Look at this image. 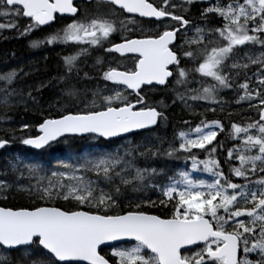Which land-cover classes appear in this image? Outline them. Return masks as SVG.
I'll list each match as a JSON object with an SVG mask.
<instances>
[{
  "label": "snow or ice",
  "instance_id": "1",
  "mask_svg": "<svg viewBox=\"0 0 264 264\" xmlns=\"http://www.w3.org/2000/svg\"><path fill=\"white\" fill-rule=\"evenodd\" d=\"M94 2L97 12L89 14L75 0H0V16L27 19L20 35L50 24L57 13L70 17L62 30L30 41L32 48L56 42L103 47L108 42L105 52L121 56L130 53L134 57L132 68L118 70L117 65L103 71V80L115 85L110 94L94 91L83 108L43 119L38 125L40 134L21 138L23 145L39 150L66 134H95L105 140L132 133L151 134L153 127L167 117L141 95L145 88H168L172 84L175 91L177 86H184L185 92L176 91L175 99L216 104V92L235 83L239 73L232 70L249 66L234 60L240 48L264 46V0H227L223 5L216 0L214 5L201 10V17L206 19L214 13L222 18L221 25L196 26L192 37L187 36L191 22L172 10L177 7L172 0H160L157 4L151 0ZM183 2L190 5L193 0ZM101 6L106 10L100 11ZM125 14L161 22L167 18L174 23L165 24L164 30L155 35L111 43L109 37L117 30L116 20L111 17ZM119 23L123 28L124 21ZM4 27L0 24V28ZM182 29L185 35L177 48L174 41ZM245 56L249 64L260 65L254 73L258 88L249 90L250 78L237 84L243 90L237 103L248 101L249 107L257 111L258 120L244 126L231 125L230 135L240 145L229 148L226 158L239 161L238 166L230 167L229 173L243 183L233 182L219 161L212 158L217 151L212 146L217 130L223 131L218 120L201 121L195 127L189 126L188 131H179L178 143L163 151L148 140L146 144L129 145L123 155L117 149L81 155L73 163L60 162L59 170L49 171L40 162L13 157L8 161L11 171L23 176L26 170L36 182L20 185V176L12 181L0 179V193L15 192L29 201L26 206L0 207V248L18 251L16 264H21V260L30 264H264V53L253 58L246 52ZM76 59V55L63 57L67 74L72 73ZM100 63L98 58L97 64ZM15 76V70L0 75L2 108L11 104ZM190 76L201 87L189 89ZM133 94L134 98L129 100L128 96ZM63 95L75 99L78 93L68 86ZM254 100L258 103H251ZM159 107H164L162 101ZM253 129L256 135L250 133ZM9 143L0 138V149ZM193 149L204 150L207 156L198 159ZM254 149L255 155L247 154ZM180 154L191 161V170H177L163 184L157 182L164 174L163 168H141L135 163L137 157L179 158ZM193 171L208 173L212 180L196 179ZM146 189L160 193L158 202L137 197L127 205L130 210L117 211L129 191L142 193ZM57 202L68 206H57ZM145 205L166 210L165 214H149L143 210ZM102 245L110 255L101 254ZM253 255L255 258L250 259ZM7 260L0 255V264Z\"/></svg>",
  "mask_w": 264,
  "mask_h": 264
},
{
  "label": "trees",
  "instance_id": "2",
  "mask_svg": "<svg viewBox=\"0 0 264 264\" xmlns=\"http://www.w3.org/2000/svg\"><path fill=\"white\" fill-rule=\"evenodd\" d=\"M14 20L16 26L6 29L0 37V75L13 70L16 71V76L11 85V89L15 90L11 104L7 108L0 107V138L10 141L4 149H0V179L12 181L19 176L17 172L13 173L8 167L7 160L4 157V154L8 152L19 154L28 161L40 162L42 166L49 168L51 162L60 157L64 158L69 154L78 155L87 150L104 151L117 144L120 139L106 141L93 135L64 137L40 150L30 149L20 143L21 138L37 135L36 128L39 123H42L43 119L57 118L67 110L83 108L84 103L92 99L94 91H99L101 95L110 94L113 84L102 78L103 71L109 66L102 63L97 64L95 56L80 57L75 63L72 73L67 74L63 64L64 54L58 55L51 49L45 50L44 45L38 48L30 47L29 49V43L26 41L27 36L20 35L23 32V22L25 20L20 17H15ZM30 40L32 41V38ZM42 51L45 52L40 55ZM183 66L188 67L190 65ZM253 68L255 67L241 71L233 69L232 72H238L239 74L235 77V83L232 87H236L237 84L246 79ZM61 76H64L65 79L60 80ZM189 79H194V77L190 76ZM68 86H73L77 90L78 95L75 99H69L63 95V90ZM176 91L184 93L185 87L177 86L173 91V85L169 84L168 88L157 87L154 91L145 90L142 92L141 95L145 96L147 102L157 106L158 110H162L167 119L153 128L151 134L140 132L127 138L135 145L150 140L153 146L159 145L161 151H163L170 144L177 143V132L187 130L189 126L194 127L201 121L218 120L223 125V131H218L217 137L213 141L212 146L216 147L217 151L212 154V158L219 161L221 169L233 182L243 183L242 180L231 177L229 173L230 167L238 166V161L235 158L227 161L226 158L229 148L240 145V141L233 139L230 135L231 125L233 123L240 126L246 125V120L242 119L245 113L242 111L230 112L229 108L210 111L204 107H199L198 111L193 113L185 105L184 100L174 98ZM29 92L31 93L30 96L27 95ZM186 95L190 94L187 93ZM133 98L134 94L128 96L129 100ZM161 101L164 105L162 109L159 107ZM251 111L254 115L250 120H258L257 111L252 108ZM185 121L189 123L185 124ZM24 124L29 125V127L22 128ZM85 142L89 144L87 145ZM192 151L198 159H204L207 156V152L204 150L193 149ZM135 163L136 166L141 168L154 167L158 170L163 168L165 170L164 174L157 178V182L163 184L166 183L167 176L173 175L177 170H187L190 160L186 161L183 154H180L179 158L164 156L145 159L144 157H137ZM5 173L7 174L5 175ZM32 181L33 179L25 174L20 177L18 184L27 185ZM137 197L149 199L152 197L151 200L158 202L160 193L152 189H146L142 193L129 191L122 197L120 209H117V211L130 210L127 205L130 201L136 200ZM28 203L29 201L15 192L0 193V207L15 208L26 206ZM57 206L67 207L68 205L65 202H57ZM143 210L149 214L161 216L166 211L159 207L153 208L147 205L143 206ZM0 252L3 256L8 257L6 264H16L18 251H6L0 248ZM101 254H108L107 249H101ZM21 264H30V261L21 260Z\"/></svg>",
  "mask_w": 264,
  "mask_h": 264
},
{
  "label": "flooded vegetation",
  "instance_id": "3",
  "mask_svg": "<svg viewBox=\"0 0 264 264\" xmlns=\"http://www.w3.org/2000/svg\"><path fill=\"white\" fill-rule=\"evenodd\" d=\"M75 2L81 6L87 13L92 14L97 12L96 5L94 0H75ZM154 4L160 2V0H151ZM173 3L177 4L175 9H172L176 14L184 16V18L188 19L191 23L188 27L187 36L190 37L193 35L192 29L196 26H204L207 27H219L222 23V18L217 17L214 13L208 14L207 18L204 19L201 17V10L205 7H209L210 5H214L216 0H193V3L188 5L184 4L183 0H172ZM221 5L227 3V0H220ZM185 8L187 11H185ZM106 9L101 6L100 11H105ZM55 20L50 22V24L41 26L38 29H35L28 34H26V41L29 43L28 48L30 49V38L32 40L37 38H43L51 33H55L70 22V17L66 14H55ZM116 20V32L111 34L109 40L111 43H120L123 38H142L143 36L155 35L157 32H162L164 30V25L170 22L167 18L163 19V22L157 21L155 18H142L139 17L138 14H125L124 16L119 17H111ZM25 21L23 22L24 26L27 24V19L23 18ZM124 21V27L120 26L119 21ZM0 24H5L6 26L1 29L0 37L4 34V31L10 27L7 25L14 24V18L12 16H0ZM127 29V30H125ZM185 35L184 30L182 29L178 35L174 44L179 48L182 38ZM45 50L51 49L55 51L56 54L64 56H72L77 55L79 53L80 57H88L95 56L97 59L101 60V63L106 66H117L119 65L118 70H124L125 68H132L134 64L133 54H124L121 56L118 53H108L104 51L105 47L109 46L108 42H105L103 47L96 46L91 47L87 44H79L75 42H67L62 44L61 42L53 43L52 45H44ZM81 49H87V51L82 52ZM45 51L40 52V55H43ZM46 54V53H45ZM78 61L76 59L75 63ZM111 83V82H110ZM112 84V83H111ZM115 85L112 86L114 88ZM108 88V87H107ZM156 88H145L148 91H154ZM143 91V92H144ZM130 92V91H129ZM152 199V197H151ZM255 257H253L254 259Z\"/></svg>",
  "mask_w": 264,
  "mask_h": 264
},
{
  "label": "rangeland",
  "instance_id": "4",
  "mask_svg": "<svg viewBox=\"0 0 264 264\" xmlns=\"http://www.w3.org/2000/svg\"><path fill=\"white\" fill-rule=\"evenodd\" d=\"M15 19V17H13ZM14 24H15V20H14ZM5 25V24H3ZM6 26V25H5ZM13 28V27H11ZM1 29L3 28H0V31ZM193 35H191L190 37H192ZM62 43V42H61ZM64 44V43H62ZM248 53V55H251L253 58L257 57V56H260L262 53H264V46H260V45H245V46H242L240 48V50L237 52L236 56L234 57V60L241 63V64H248V68L247 69H250V67H255L252 69V71L248 74L247 78H250L248 80V83H249V90H252L254 88H258V85L256 83L257 81V77L254 75V73L257 72L258 68L260 67L259 64H249V61L247 59V56H245V53ZM77 58L79 59L80 58V55H76ZM233 61H229V63H232ZM234 70H245V69H234ZM246 79H244L241 83L245 82ZM189 83L187 85V87L189 89H197L199 87H201L200 84H198L196 82V79H189ZM3 86V83L1 82L0 83V87ZM243 92L242 89H238L237 87H231V88H227V89H219L217 92H216V99H217V103L216 104H211L207 101H205V103H203V100H191V99H187L186 102L184 100V103L185 105H187L188 109L195 113L196 111H198L199 107H204L205 109L209 110V109H223V108H229L231 111L230 112H236V111H242L243 113H245V115L242 117V119L246 120V124L251 122V118L253 117V113L251 111V108L249 107V102L248 101H241L239 103H237V99L239 97V95ZM190 95L192 94H195L194 92L193 93H189ZM224 100V102H223ZM251 103L255 104V103H258V101H252ZM215 105V106H214ZM253 109V108H252ZM195 127V126H194ZM184 131H188L187 130H184ZM219 130H217L218 132ZM178 133V132H177ZM250 133L253 134V135H256V131L253 129V130H250ZM177 140V139H176ZM145 144L147 142H144ZM178 143V141H177ZM85 144H89L88 142H85ZM129 145L131 146H135V144H133V142L129 139V138H121L117 144L113 145V146H110L108 149L104 150V151H101V152H116L117 149L120 150V154L123 155L124 153V150L126 147H128ZM100 151H95V150H91V151H84L78 155H67L65 156L64 158H59V159H56L54 161L51 162V165L49 166V168H46L44 167L45 169L51 171V170H59L58 169V165L60 162H68V163H73L76 161L77 157L81 156V155H87V154H98V153H101ZM247 154H250V155H255L256 154V150L254 149L251 153H247ZM19 156L23 161L27 162L28 160H26L23 156L19 155V154H13V153H6L4 154V157L6 158L7 160V164H8V161L13 158V157H17ZM238 164H239V161H238ZM259 167V165H258ZM191 170V161L189 163V166H188V169L185 170V171H190ZM17 174L21 177L20 173L17 172ZM26 174L27 177L28 174L25 170L24 172V175ZM45 173H41V175H44ZM192 176L196 179H203L205 181H208L210 182L212 180V176L208 173H205L203 171H193L192 173ZM23 175V176H24ZM255 178V177H254ZM33 181L31 183H35L36 182V178L35 177H32ZM107 253L108 255H110V252L109 250H107ZM0 255H2V253L0 252ZM254 255L253 256H250L249 258L250 259H253Z\"/></svg>",
  "mask_w": 264,
  "mask_h": 264
},
{
  "label": "water",
  "instance_id": "5",
  "mask_svg": "<svg viewBox=\"0 0 264 264\" xmlns=\"http://www.w3.org/2000/svg\"><path fill=\"white\" fill-rule=\"evenodd\" d=\"M126 54H130V53H126ZM128 91H130V90H128ZM58 118V117H57ZM156 126H154L153 128H155ZM36 131H37V135H39L40 133H39V131H38V126H37V128H36ZM132 134H135V133H132ZM132 134H125V137H114V138H109L108 140H106V141H111V140H115V139H121V138H126V137H128V136H130V135H132ZM88 135H93V136H95V134H83V135H80V136H78V137H84V136H88ZM69 136H76V135H72V134H66L64 137H69ZM64 137H61V138H59L58 140H60V139H62V138H64ZM96 137V136H95ZM100 139H103V140H105L104 138H100ZM52 143H55V142H51V144ZM48 146V145H47ZM47 146H45V147H47ZM27 147H29L30 149H33V150H37V149H34V148H32V147H30V146H27ZM44 147V148H45ZM40 150V149H39ZM104 248V246L102 245L101 247H100V250L101 249H103ZM3 249V248H2ZM5 250V249H4ZM6 251H9V250H6ZM11 251H14V250H11ZM78 264H86V262H78Z\"/></svg>",
  "mask_w": 264,
  "mask_h": 264
},
{
  "label": "bare ground",
  "instance_id": "6",
  "mask_svg": "<svg viewBox=\"0 0 264 264\" xmlns=\"http://www.w3.org/2000/svg\"><path fill=\"white\" fill-rule=\"evenodd\" d=\"M48 147V146H47ZM101 152V151H100Z\"/></svg>",
  "mask_w": 264,
  "mask_h": 264
}]
</instances>
